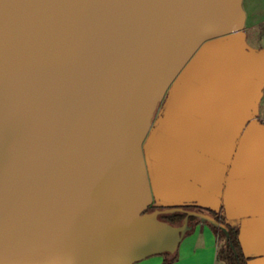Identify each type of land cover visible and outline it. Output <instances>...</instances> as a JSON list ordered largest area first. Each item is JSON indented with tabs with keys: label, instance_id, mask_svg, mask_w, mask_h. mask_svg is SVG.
Wrapping results in <instances>:
<instances>
[{
	"label": "water",
	"instance_id": "water-1",
	"mask_svg": "<svg viewBox=\"0 0 264 264\" xmlns=\"http://www.w3.org/2000/svg\"><path fill=\"white\" fill-rule=\"evenodd\" d=\"M245 18L242 0H0V264H132L174 252L189 216L228 235L147 210L143 141L196 51Z\"/></svg>",
	"mask_w": 264,
	"mask_h": 264
},
{
	"label": "crops",
	"instance_id": "crops-1",
	"mask_svg": "<svg viewBox=\"0 0 264 264\" xmlns=\"http://www.w3.org/2000/svg\"><path fill=\"white\" fill-rule=\"evenodd\" d=\"M246 28L207 41L189 61L146 158L156 197L214 209L238 228L242 264H264V35ZM216 249L215 233L199 222L168 264H224ZM132 264H163V255Z\"/></svg>",
	"mask_w": 264,
	"mask_h": 264
},
{
	"label": "trees",
	"instance_id": "trees-1",
	"mask_svg": "<svg viewBox=\"0 0 264 264\" xmlns=\"http://www.w3.org/2000/svg\"><path fill=\"white\" fill-rule=\"evenodd\" d=\"M233 34H239V32H235ZM202 47V46H201ZM200 47V48H201ZM199 48V49H200ZM199 49L196 51V53L199 51ZM196 53L192 56V58L196 55ZM191 58V59H192ZM184 69V68H183ZM183 69L181 72L176 76V78L173 80V82L170 84L168 89L166 90L164 97L162 98L161 102L158 104L154 116L152 118V124L151 127L143 141V151H144V156L146 160V164L148 162L146 158V151L147 147L150 143L151 136L153 134V130L155 129L156 124L160 120V118H163L166 114V108H167V103H168V96L170 95L171 90L177 83ZM148 169V168H147ZM153 201L147 208V210H152V209H163L166 207H172V206H178L181 207L185 210H195L199 212H203L208 214L210 217L218 220L219 222L223 223V225L226 227L228 231V235L225 234V232L213 226L207 221H204V223L208 224L213 232L216 235L217 238V249H216V258L219 261H222L224 264H242L240 255L237 251L236 247V235L238 232V228L236 226H233L230 222L226 221L221 215L218 214L217 211H215L212 208L209 207H204L198 204H193V203H164L162 200H160L158 197L153 194ZM186 213L184 211H174V212H161L158 215V218L161 220H164L166 222L172 223V224H180L183 222L184 217ZM201 222L200 219L196 216H189L188 218V225L189 228L185 232L184 236L189 234L194 226ZM163 255V264H168L170 262H173L177 258V249L174 252H165L162 253Z\"/></svg>",
	"mask_w": 264,
	"mask_h": 264
},
{
	"label": "rangeland",
	"instance_id": "rangeland-1",
	"mask_svg": "<svg viewBox=\"0 0 264 264\" xmlns=\"http://www.w3.org/2000/svg\"><path fill=\"white\" fill-rule=\"evenodd\" d=\"M242 6L246 13V26L243 29L247 27L246 31L252 38L255 37L256 33L264 35V7H262L264 6V0H242ZM255 9H257L256 13L260 16L256 17ZM257 42L261 43L260 40H257Z\"/></svg>",
	"mask_w": 264,
	"mask_h": 264
},
{
	"label": "built area",
	"instance_id": "built-area-1",
	"mask_svg": "<svg viewBox=\"0 0 264 264\" xmlns=\"http://www.w3.org/2000/svg\"><path fill=\"white\" fill-rule=\"evenodd\" d=\"M261 121L264 123V115L261 116Z\"/></svg>",
	"mask_w": 264,
	"mask_h": 264
}]
</instances>
